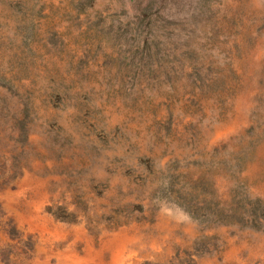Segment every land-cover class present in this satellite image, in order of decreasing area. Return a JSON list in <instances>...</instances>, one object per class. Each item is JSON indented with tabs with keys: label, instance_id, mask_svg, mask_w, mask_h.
I'll return each instance as SVG.
<instances>
[{
	"label": "rangeland",
	"instance_id": "374dc122",
	"mask_svg": "<svg viewBox=\"0 0 264 264\" xmlns=\"http://www.w3.org/2000/svg\"><path fill=\"white\" fill-rule=\"evenodd\" d=\"M0 264H264V0H0Z\"/></svg>",
	"mask_w": 264,
	"mask_h": 264
}]
</instances>
